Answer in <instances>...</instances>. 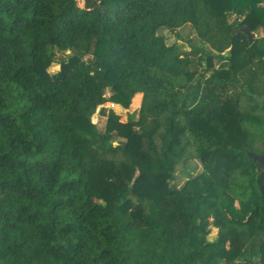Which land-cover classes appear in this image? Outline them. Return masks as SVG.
<instances>
[{
	"label": "trees",
	"instance_id": "trees-1",
	"mask_svg": "<svg viewBox=\"0 0 264 264\" xmlns=\"http://www.w3.org/2000/svg\"><path fill=\"white\" fill-rule=\"evenodd\" d=\"M259 5L0 0V264H264L242 238L264 235V167L234 116L264 98V39L240 32L264 27ZM187 26L200 42L190 52L159 34ZM137 97L145 110L115 148L121 117L104 106ZM94 117L108 119L103 137ZM188 136L203 174L179 190Z\"/></svg>",
	"mask_w": 264,
	"mask_h": 264
},
{
	"label": "rangeland",
	"instance_id": "rangeland-1",
	"mask_svg": "<svg viewBox=\"0 0 264 264\" xmlns=\"http://www.w3.org/2000/svg\"><path fill=\"white\" fill-rule=\"evenodd\" d=\"M84 1L85 0H78V3L81 7L84 6ZM263 7L264 6L259 5L260 9H263ZM236 20L239 19L237 18L236 14H234L231 17L230 22L233 23L236 22ZM159 34L165 37L166 42L169 46L177 45L181 53L190 52L192 47L200 45V42L197 40L194 30L190 26H187L175 33L163 30ZM256 34L259 35L258 40L264 39V36L261 34V31L256 32ZM70 54V52H67L65 55L69 56ZM63 58V55H57V63L52 65V67L49 69V73L51 75H55L60 71L59 61ZM207 67L208 62L206 61L203 66V71ZM219 67V64L215 65V69H219ZM195 79H198V77H195ZM107 96H110L109 92H107ZM263 100L264 98L261 100V104L257 102L250 103L244 100L241 102L240 106H237V108L234 110V116L239 122V129L249 134L250 138L253 140V153L257 155H264V122L262 121V119H264V109L262 108ZM104 109L107 112L112 110L121 117V121H118L120 123L119 127L111 129L112 133L109 139V144L113 145L115 148L125 145L126 143H128L131 136L132 123H136L140 118V113L142 109L145 110L142 97H137L132 103L131 108L129 109H127L124 105L116 103H108L104 106ZM152 120L153 118H151L150 115L145 116L144 126L149 131L153 128L151 124ZM93 124L97 128V133H99V135L102 137L109 130V123L107 118L94 117ZM163 132L164 128H161L156 134L155 144H157L158 147L161 146V135ZM88 138L92 140L97 139L93 141V144L99 149L102 148V143L100 142L99 137L97 138L95 137V135H89ZM192 140L193 138H191V136H188L185 139V141H187V150L184 153L183 159L175 167V172L173 174L174 179L170 180L171 187L175 189L182 190L188 181L197 178L203 174V164L200 158L198 157L197 150L199 144H197V146L195 147V144L192 145L191 143ZM108 158L109 160H113L114 158H116L115 161L125 160L126 155L124 153H119L115 157V155L111 154ZM99 201L104 203L103 200ZM233 207L235 209H240V205L238 203L235 204ZM214 216L217 218L216 215ZM219 232V229L212 222L208 240H215L216 237H218ZM242 238L244 239V245L247 252H249L251 255H256L258 251H260V255L264 257V235L260 231L248 229L244 232ZM262 261H264V259H262Z\"/></svg>",
	"mask_w": 264,
	"mask_h": 264
},
{
	"label": "water",
	"instance_id": "water-1",
	"mask_svg": "<svg viewBox=\"0 0 264 264\" xmlns=\"http://www.w3.org/2000/svg\"><path fill=\"white\" fill-rule=\"evenodd\" d=\"M240 32H242L248 39L250 43H254L256 40V34L252 32L251 28L249 26H244L240 29ZM231 53V50L228 51V54ZM262 105L264 108V100L262 101ZM249 156L253 159L254 162L259 163L262 167H264V155H257L255 153H248ZM264 173V171H263ZM214 218H216L214 216Z\"/></svg>",
	"mask_w": 264,
	"mask_h": 264
},
{
	"label": "crops",
	"instance_id": "crops-1",
	"mask_svg": "<svg viewBox=\"0 0 264 264\" xmlns=\"http://www.w3.org/2000/svg\"><path fill=\"white\" fill-rule=\"evenodd\" d=\"M260 31H261V34L264 36V27H262ZM252 32H253V31H252ZM253 33L256 34V32H253ZM258 38H259V35L256 34V39H258Z\"/></svg>",
	"mask_w": 264,
	"mask_h": 264
}]
</instances>
